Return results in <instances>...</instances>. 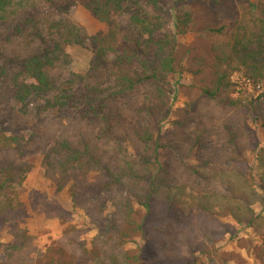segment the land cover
<instances>
[{"label": "trees", "instance_id": "obj_1", "mask_svg": "<svg viewBox=\"0 0 264 264\" xmlns=\"http://www.w3.org/2000/svg\"><path fill=\"white\" fill-rule=\"evenodd\" d=\"M247 1L250 18L184 85L176 52L198 30L191 0H0V240L11 237L0 264H264V241L239 240L245 259L219 248L237 230L221 219L254 230L264 213V92L253 100L232 82L244 70L264 88V0ZM78 7L103 30L89 35L70 17ZM72 48L90 54L84 73ZM180 89L191 98L175 109ZM36 154L54 195L25 202ZM32 211L63 228L45 253L24 228Z\"/></svg>", "mask_w": 264, "mask_h": 264}, {"label": "rangeland", "instance_id": "obj_2", "mask_svg": "<svg viewBox=\"0 0 264 264\" xmlns=\"http://www.w3.org/2000/svg\"><path fill=\"white\" fill-rule=\"evenodd\" d=\"M253 2V1H252ZM181 4H178V8H181ZM184 10L191 12L194 15V18L197 22V31L195 33H190L185 37L179 38L178 49L176 56L179 60L178 63V72L181 74L180 83L184 85H191L196 81L203 79L204 75L194 78L190 70H196L200 64L199 60L205 61V66L210 62L213 57V47L217 45H225V40L232 37L239 31L237 30L241 23L247 21L250 18V9L251 5L247 0H191L183 6ZM74 21L79 23L83 28L86 29L89 35H95L96 33L103 30V26L95 21L92 16L82 7H78L70 16ZM214 27V28H224V35L222 37L219 34L215 33H201L205 28ZM71 57V70L76 73H84L90 61V54L80 48H72L68 50ZM188 53L190 55L188 56ZM203 64V65H204ZM209 65V64H208ZM184 68V69H180ZM178 78V77H177ZM251 82V88L248 89L245 87V82ZM232 82L237 86V92L247 90L248 94L252 96L253 100H258L261 98V95L264 92V88L260 85V89L255 88L256 86L250 79L246 78L245 71L242 70L241 73H234L232 76ZM244 87V88H243ZM236 93L235 97H238ZM191 97L189 93L184 89H180L178 92V100L175 104V109L182 108L185 102H188ZM242 98V97H241ZM240 98V99H241ZM261 103L264 104V99H260ZM244 102V101H243ZM245 103V102H244ZM259 138L261 140V145L264 147V132L259 128L255 127ZM3 127L0 126V133L2 132ZM34 169L33 171L26 176L23 181L22 187L26 193L22 196V200L28 202V193L32 190L41 191L47 193L49 196L54 195L53 188L43 179L40 174V161L41 156L38 154L32 156ZM249 162L253 169H256L258 165L254 155H248ZM59 201L61 204L68 208L69 203L65 195L59 196ZM255 214L258 215L262 211L260 204L254 206ZM85 218L79 212L75 215L72 225L77 228H83ZM222 222L231 223L235 226L234 230L236 234H226L223 241L220 242L219 248L222 252H234L241 254L242 257L246 258L245 249H250V244L246 243L249 239L254 241V246H261L264 241V213L263 219L256 223V227L253 229H240L238 225L233 223L230 219L225 218L221 219ZM24 228L27 229L29 235L32 237L33 246L37 250L45 253L48 247L53 245L57 240H59L63 233V228L60 226L57 220H45L43 217L38 216L33 211L30 213L29 217L25 221ZM94 237L93 233H88L83 236V239L90 244L92 238ZM246 240L239 241V240ZM11 237L4 233L0 240V244H7L10 242ZM242 246V247H241ZM257 247V248H258ZM135 248V246H130L129 249ZM252 251V250H251ZM257 253H259L257 251ZM4 261L3 253H0V262ZM264 262V258H263ZM239 261L235 259L231 264H237ZM245 264H260L254 259H248Z\"/></svg>", "mask_w": 264, "mask_h": 264}, {"label": "built area", "instance_id": "obj_3", "mask_svg": "<svg viewBox=\"0 0 264 264\" xmlns=\"http://www.w3.org/2000/svg\"><path fill=\"white\" fill-rule=\"evenodd\" d=\"M246 84H245V87L246 88H248V89H250L251 88V82L250 81H247V82H245ZM255 88H258V89H260V85H257Z\"/></svg>", "mask_w": 264, "mask_h": 264}]
</instances>
